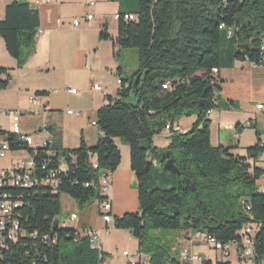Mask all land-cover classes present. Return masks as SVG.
<instances>
[{"label": "trees", "instance_id": "obj_1", "mask_svg": "<svg viewBox=\"0 0 264 264\" xmlns=\"http://www.w3.org/2000/svg\"><path fill=\"white\" fill-rule=\"evenodd\" d=\"M112 1H119L117 34L111 36L103 28L99 38L111 40L119 49H136L138 69L131 76L119 77V99L98 109L96 125L102 136L96 144L89 146L81 138L76 148H63L53 138L32 154L33 149L21 144L12 133L0 131L11 150L26 149L32 154L34 174L40 181L29 189L2 187L15 190L24 234L0 248V262L106 261L109 254L91 246L88 232L60 227L61 222L53 228V221L62 212L61 194L72 198L80 209L105 198L98 188L85 183L117 169L121 152L114 138H119L129 146L139 212L115 215L112 224L137 239L138 253L147 255L149 264H183L173 254L177 238L180 240L176 233L181 230L213 236L223 247L236 241L242 250L246 227L253 232V263L264 264V190L256 184L263 171L251 163L264 153V131L251 120L233 126L236 134L246 127L255 130V143L245 148V156H240L232 153L230 146L211 142L207 118L208 111L216 108L238 109L234 101L220 95L213 68H229L245 60L258 64L262 60L264 0ZM125 13L134 14L135 19L124 20ZM38 28L39 14L30 3L13 0L6 4L0 37L17 67L33 54ZM12 70L0 66V90L10 85ZM138 74L140 79L133 87ZM166 82L169 86L163 88ZM128 98L135 102H128ZM192 115L196 119L188 130L179 127L178 131L168 132L170 142L166 147L153 144V137L166 131V124L173 126L182 117ZM168 160H172L177 173L168 170ZM60 161L67 169L53 191L41 181L45 173L41 166L46 163L49 170ZM139 260L135 264H140ZM200 264L234 263L202 258Z\"/></svg>", "mask_w": 264, "mask_h": 264}, {"label": "crops", "instance_id": "obj_2", "mask_svg": "<svg viewBox=\"0 0 264 264\" xmlns=\"http://www.w3.org/2000/svg\"><path fill=\"white\" fill-rule=\"evenodd\" d=\"M11 1L13 0H0V20L4 17L6 4ZM24 1L34 6L39 14L35 50L25 64L17 67L16 60L8 55L0 37V66L13 68L10 85L0 90V131L6 132L2 123L5 117L11 122L10 113L7 114L5 111L17 109L22 112L21 132L32 136L33 147L40 146L49 138H54L63 148H76L81 138L87 145L93 146L102 136V132L97 125L92 124V121L97 120L98 109L105 104V98L117 94L118 78H126L130 70L128 65L122 62V50L115 47L111 40L99 38L103 28L111 36L117 34L118 21L114 14L119 12V1ZM90 1L93 5L89 4ZM88 14L92 16L90 20L85 19ZM74 19H78V26H73ZM94 84L100 89H95ZM219 86L222 98L234 101L238 109L232 112L225 110L223 114L216 109L211 110L210 115L207 116L210 120L211 142L213 143L215 126L217 138L216 143L213 144L230 146L232 153L245 156V148L256 141L255 133L245 130L241 134H236L227 127H231L230 119L244 123L251 120L264 131V109L257 108L258 104L264 106V65H254L245 60L236 62L233 67L221 68ZM71 89L75 92H71ZM38 91L44 92L42 96L47 107L40 114L34 115L29 112L31 105L28 98ZM67 109H72L75 113L68 114ZM195 119L196 116L192 115L179 119L175 124L186 131ZM223 120H228L229 123L226 125V121ZM221 123L224 127H221ZM227 129L231 132L229 133ZM222 130L225 132L224 136ZM245 136L249 138L246 143L243 142ZM5 138V135L0 134V139ZM114 142L121 152V162L115 171L107 172L111 184L109 198L112 216H120L125 211L120 208L116 200L120 196L123 201L125 196L126 198L134 196L137 192L135 175L130 168L129 147L119 138H114ZM169 142L167 131L153 137V144L157 147H166ZM14 153L17 152L9 150L4 157H9L10 164L25 160L13 158ZM27 153L30 154L28 151ZM3 167L0 165V168ZM98 204L95 208L98 217L94 218L90 204L77 214L74 229L83 233L90 231L97 234L99 248L109 254L113 247L105 246L104 241L102 243L101 237L104 234L115 233L128 238L130 236L127 230L115 229L112 222H104ZM180 244L181 250L188 247L203 259L228 260L234 264H247L248 261L242 260L239 243L236 241L225 245L224 250H217L185 230L180 236ZM124 251L128 252L127 256L123 255ZM121 253L118 264H129L143 256L140 253L131 256L130 251L125 249ZM106 263L112 264V261L107 257Z\"/></svg>", "mask_w": 264, "mask_h": 264}, {"label": "built area", "instance_id": "obj_3", "mask_svg": "<svg viewBox=\"0 0 264 264\" xmlns=\"http://www.w3.org/2000/svg\"><path fill=\"white\" fill-rule=\"evenodd\" d=\"M90 5H93V2H89ZM91 15L88 14L85 16L86 20L91 19ZM115 19H119L121 16L117 12L114 14ZM124 20H133L135 19V15L131 13H125L123 14ZM73 26H78L79 22L78 19L73 20ZM263 50H264V44H263ZM248 61V60H247ZM252 63V62H251ZM254 65H264V54L262 56V60L260 63H252ZM212 75L216 81L219 80V69L213 68ZM119 86L121 84L120 78H118ZM169 86V83L166 82L163 84V88H167ZM93 87L95 89H100L98 85L94 84ZM71 92H75L74 89H71ZM115 99H119V95H115L112 97V100L108 99L107 97L104 100L105 104H108L112 102ZM29 103L31 105V108L29 112L34 115L40 114L42 110H45L47 105L45 101L43 100L42 94H31L28 98ZM258 109H264V106L262 104L257 105ZM66 112L68 114H74L75 111L72 109H67ZM5 113L11 115V131L16 139L23 144L33 149L32 154H36L37 147H33V139L32 136L28 134H23L21 132L20 127V117L22 115V112L20 110H12V111H5ZM211 111H208L207 116L210 115ZM93 125H96V121H92ZM179 126L174 124L169 125L166 124L165 130L167 132H170V130L178 131ZM53 138H49L44 140L40 146L38 147H46L52 142ZM261 143L264 144V137L261 139ZM11 150L10 145L7 141V139H0V159L4 158L7 154V152ZM19 151V150H14ZM32 154H29L30 158L27 160H20L11 163L8 167L0 168V248L5 247L8 241L15 240L19 236H22L24 234V231L22 227H20V219H19V207H20V201L15 198L14 191L16 189H29L33 186L40 183L37 176L34 174V165H33V156ZM252 164L259 167L263 172L260 178L257 180L256 184L258 187H264V153L262 156L256 161L251 162ZM47 164H42L41 169L45 170L44 175L41 177V181L44 185L48 186L51 190L56 191V189L61 184V175L62 172L66 171L67 165L64 161H60L59 165L56 168H52L49 170H46ZM108 172V171H107ZM102 173L97 180H91L90 182H86L85 186H90L94 188H98L101 195H103L105 198L99 202L98 204V210L99 213L103 219L104 222L110 223L113 220V216L111 214V200L109 198V191H110V180L108 173ZM2 183H15V190H2ZM249 209V207H247ZM77 219L76 213H71L69 216L70 221H74ZM90 234V244L92 247L99 248V237L97 234L87 231ZM193 236L199 240H202L206 244H210L213 246L214 249L217 250H224V247L221 245L220 242H218L213 236L206 235L203 233H195ZM33 239L35 238V235L33 234L31 236ZM44 239H48L47 235L43 236ZM243 249L241 250V257L245 258L247 260L254 259L255 253L253 249V235L251 230L246 227L244 230L243 238ZM123 255L127 256L128 252L124 251ZM180 262L183 264H200L202 261V257L196 253L193 252L188 247H184L180 251ZM140 264H149L148 262V256L143 254V256L140 258ZM137 262V261H135ZM135 262H130L129 264H135ZM0 264H4L0 262ZM9 264V263H5ZM103 264H107L106 261Z\"/></svg>", "mask_w": 264, "mask_h": 264}, {"label": "rangeland", "instance_id": "obj_4", "mask_svg": "<svg viewBox=\"0 0 264 264\" xmlns=\"http://www.w3.org/2000/svg\"><path fill=\"white\" fill-rule=\"evenodd\" d=\"M121 50H122V54H121L122 62L126 63L130 69L127 76H131L138 69L137 50L134 48L121 49ZM127 101L128 102H135L131 98H128ZM216 111L221 112L223 114V112H225V109L216 108ZM226 111L232 112L233 110H226ZM231 117H233V116H231ZM182 118H188V117H182ZM222 119H224V118H222ZM223 121H226V125H227V123H229L228 120H223ZM230 121H232L231 127H227L230 129H232L236 123H241L242 125L244 124V122H238L235 119H230ZM2 123H3L4 129L6 131L10 132L11 131V122H10L9 118L5 117L2 120ZM221 127H224L222 123H221ZM230 129H227L229 133L231 132ZM245 130H247L248 132H251L252 134L255 133V130L253 128H249V127L244 128L241 133H243ZM224 134H225V132H224V130H222V135L224 136ZM216 138H217V131H216V127L214 126L213 127V136H212L213 143H216L215 142ZM247 141H249V138H247V136H245L243 139V142L246 143ZM159 148H164V147H159ZM16 152L17 153H14L12 156L15 159L27 160L30 158L29 154L27 153V151L25 149H21V150L16 151ZM8 159H9V157L8 158L6 157V158L1 160V164H0L1 167L4 166L3 168H5V167L10 165V162H8L9 161ZM60 202H61L62 212L60 215L61 223L59 226L60 227L68 226V227L74 228V225H75L74 221H70L69 216L71 213L78 214L81 209L78 208L75 201L72 198H70L68 195L61 194L60 195ZM116 202H118L120 208L123 209L125 212H139V205H138L136 193L134 194V196H128L127 198L125 196V199L123 201L121 200V198L119 196V198H118V200H116ZM90 204L92 205V208H93V210H92L93 216L96 219L98 217V214L95 211V208H96V205L98 204V202L93 201ZM184 231L185 230H181L178 233H176V231H172V233L180 234V236H181ZM252 235H253V232H252ZM129 236H130V238L123 236V235H117L115 233H111V234H104L101 237L102 238L101 241H102V243H103V241L105 242V244H104L105 246L113 247L111 250L112 252L110 251L109 256H108V260L112 261V264H118V260L122 254L121 252L123 249L130 251L131 256H136L138 254L137 239L131 233H129ZM180 249H181L180 240L178 242V238H177V241L175 242V248L173 250V254L175 256L179 257L178 251H180ZM246 263L247 264H254L252 260H248ZM165 264H170V263H169V261H167V262H165Z\"/></svg>", "mask_w": 264, "mask_h": 264}, {"label": "water", "instance_id": "obj_5", "mask_svg": "<svg viewBox=\"0 0 264 264\" xmlns=\"http://www.w3.org/2000/svg\"><path fill=\"white\" fill-rule=\"evenodd\" d=\"M140 76H141V74H138L135 77V82H134L133 87H135L136 84L138 83V81L140 79ZM166 166H167L168 170L171 171L172 173H177L178 172V169L176 168V166L174 165V163L172 162V160H168L166 162ZM60 222H61L60 217L55 218L54 221H53V228H56L59 225Z\"/></svg>", "mask_w": 264, "mask_h": 264}, {"label": "bare ground", "instance_id": "obj_6", "mask_svg": "<svg viewBox=\"0 0 264 264\" xmlns=\"http://www.w3.org/2000/svg\"><path fill=\"white\" fill-rule=\"evenodd\" d=\"M5 185L15 186V183H2V187L5 186ZM2 189H3V188H2ZM259 189H260L261 191H263V190H264V187H259Z\"/></svg>", "mask_w": 264, "mask_h": 264}]
</instances>
